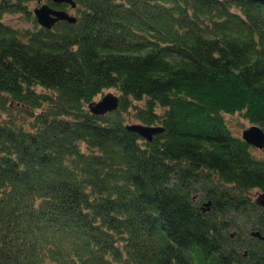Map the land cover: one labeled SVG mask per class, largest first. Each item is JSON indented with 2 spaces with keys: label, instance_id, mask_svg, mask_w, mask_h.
<instances>
[{
  "label": "trees",
  "instance_id": "16d2710c",
  "mask_svg": "<svg viewBox=\"0 0 264 264\" xmlns=\"http://www.w3.org/2000/svg\"><path fill=\"white\" fill-rule=\"evenodd\" d=\"M34 1L0 0V100L32 120L0 116V264H264V146L222 116L264 132V0H74L51 28Z\"/></svg>",
  "mask_w": 264,
  "mask_h": 264
},
{
  "label": "water",
  "instance_id": "95a60500",
  "mask_svg": "<svg viewBox=\"0 0 264 264\" xmlns=\"http://www.w3.org/2000/svg\"><path fill=\"white\" fill-rule=\"evenodd\" d=\"M49 3L53 4H61L66 3L71 8L75 7L74 0H44L43 3H40L37 6H34L32 9V13L36 19V22L45 28H51L55 22L59 20H65L69 23L76 22V17L72 14H69L66 10L62 8H55L51 6ZM118 96L112 92L104 93L99 99L90 101L87 104L88 111L95 115H103L105 113L111 112L115 110L118 106ZM126 128L128 130L136 132L141 137L145 138V140L150 141L152 136L160 132L162 128L160 126H149L142 125L140 123H130L126 124ZM241 139L244 140L247 144L254 146L258 149H261L264 146V132L263 130L256 124H251L246 129L241 132ZM253 202L264 210V192L256 193V196L253 199ZM209 201L204 202L206 206L205 209H208ZM233 235V232L230 236ZM251 235L264 239V236L260 234L258 230H254L251 232Z\"/></svg>",
  "mask_w": 264,
  "mask_h": 264
},
{
  "label": "rangeland",
  "instance_id": "374dc122",
  "mask_svg": "<svg viewBox=\"0 0 264 264\" xmlns=\"http://www.w3.org/2000/svg\"><path fill=\"white\" fill-rule=\"evenodd\" d=\"M43 0H38V1H34L31 2V10L34 6H36L39 3H42ZM67 10V12L69 14L75 15L76 16V9L75 8H70V7H66L65 8ZM2 20L4 23L14 27V28H26L29 27V23H27L22 16L19 15H11V14H5L2 17ZM39 91H44L41 90L40 88H37ZM106 92H112L114 94H117V91L114 88H108L106 90L103 91L102 94L106 93ZM99 98V96L97 97ZM96 98V99H97ZM0 116L2 118H7L10 117L12 119H14L16 121L17 124H23L24 126H28L32 120L30 118V116H24L21 113V110L12 102H2V100H0ZM224 121L226 122L228 128L230 129L231 133L235 136H241V132L246 129L248 126H250V122L244 118L240 113L236 112L233 114H228V113H223L222 114ZM138 122L137 120L128 117L126 119V123H135ZM263 148V147H262ZM261 149H258L256 147H252V152L254 153V155H256L257 157H261L263 155V152L261 151ZM256 192H258V190H253L252 191V196L253 198L256 196ZM206 208V207H204Z\"/></svg>",
  "mask_w": 264,
  "mask_h": 264
}]
</instances>
